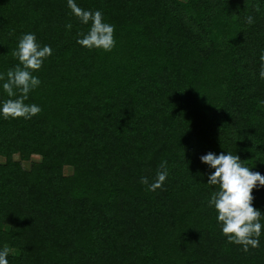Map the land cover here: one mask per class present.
I'll use <instances>...</instances> for the list:
<instances>
[{
    "label": "trees",
    "instance_id": "obj_1",
    "mask_svg": "<svg viewBox=\"0 0 264 264\" xmlns=\"http://www.w3.org/2000/svg\"><path fill=\"white\" fill-rule=\"evenodd\" d=\"M75 3L115 25L112 51L77 43L90 24L67 0H0V74L24 34L52 49L25 101L42 111L0 114L9 264H264V229L247 252L222 233L200 159L230 152L264 176V0ZM163 161L149 191L140 178L154 182ZM253 196L264 214V187Z\"/></svg>",
    "mask_w": 264,
    "mask_h": 264
},
{
    "label": "clouds",
    "instance_id": "obj_2",
    "mask_svg": "<svg viewBox=\"0 0 264 264\" xmlns=\"http://www.w3.org/2000/svg\"><path fill=\"white\" fill-rule=\"evenodd\" d=\"M71 13L82 24L89 25L87 33H79L81 37L77 43L88 49H100L106 52L112 51L116 45L115 25L105 22L103 13L99 10L90 11L79 7L75 0H67ZM259 11V7L256 9ZM246 23L251 25L254 19L251 15L246 17ZM71 30L72 24L66 25ZM52 55V49L48 45H41L33 33L24 34L19 39L17 48L12 51V56L19 64L9 69L5 74H0L3 91L8 99L2 102L0 114L7 119H31L38 115L42 109L36 104H28L25 101L29 93L39 87L41 81L33 73L43 67L44 61ZM260 60L264 62V54ZM264 79V63L261 64L259 73ZM202 163L214 169L208 177V184L217 186L208 201L209 207L215 208L217 221L222 233L229 243L242 245L247 252L249 248H258L259 237L264 229L261 219L264 214L253 207V190L264 187V176L259 172H253L244 165V161L238 155L221 153L216 155L208 152L200 157ZM155 177L154 182L149 183L146 176L140 178V183L148 186L149 191L162 188L168 177L167 162L163 161ZM10 249L5 246L0 251V264H9L7 259Z\"/></svg>",
    "mask_w": 264,
    "mask_h": 264
},
{
    "label": "rangeland",
    "instance_id": "obj_3",
    "mask_svg": "<svg viewBox=\"0 0 264 264\" xmlns=\"http://www.w3.org/2000/svg\"><path fill=\"white\" fill-rule=\"evenodd\" d=\"M14 159H16L15 157H14ZM36 159L37 158H35V157H31V160L32 161H36ZM2 162V159L0 158V163ZM22 166L24 167V168H28V162H23L22 163ZM70 172H71V169L69 168V167H64L63 168V173H64V175H68V174H70Z\"/></svg>",
    "mask_w": 264,
    "mask_h": 264
}]
</instances>
